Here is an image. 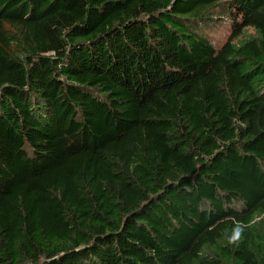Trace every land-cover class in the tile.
I'll return each instance as SVG.
<instances>
[{
    "label": "trees",
    "instance_id": "trees-1",
    "mask_svg": "<svg viewBox=\"0 0 264 264\" xmlns=\"http://www.w3.org/2000/svg\"><path fill=\"white\" fill-rule=\"evenodd\" d=\"M0 264H264V0H0Z\"/></svg>",
    "mask_w": 264,
    "mask_h": 264
},
{
    "label": "clouds",
    "instance_id": "clouds-1",
    "mask_svg": "<svg viewBox=\"0 0 264 264\" xmlns=\"http://www.w3.org/2000/svg\"><path fill=\"white\" fill-rule=\"evenodd\" d=\"M245 230V226L240 221H236L226 237L227 245H236L241 239Z\"/></svg>",
    "mask_w": 264,
    "mask_h": 264
},
{
    "label": "rangeland",
    "instance_id": "rangeland-1",
    "mask_svg": "<svg viewBox=\"0 0 264 264\" xmlns=\"http://www.w3.org/2000/svg\"><path fill=\"white\" fill-rule=\"evenodd\" d=\"M228 34V29H222L221 31H219V34H214L213 36L215 37V39H217L218 37V43H222L223 41L225 42L227 40Z\"/></svg>",
    "mask_w": 264,
    "mask_h": 264
}]
</instances>
